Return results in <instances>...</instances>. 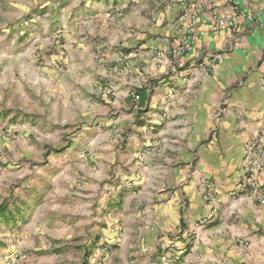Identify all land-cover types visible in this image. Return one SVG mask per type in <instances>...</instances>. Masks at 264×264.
<instances>
[{
	"label": "rangeland",
	"instance_id": "1",
	"mask_svg": "<svg viewBox=\"0 0 264 264\" xmlns=\"http://www.w3.org/2000/svg\"><path fill=\"white\" fill-rule=\"evenodd\" d=\"M169 3L0 0V264H118L123 234L157 226L124 177L145 162L133 101L158 86L146 45Z\"/></svg>",
	"mask_w": 264,
	"mask_h": 264
},
{
	"label": "crops",
	"instance_id": "2",
	"mask_svg": "<svg viewBox=\"0 0 264 264\" xmlns=\"http://www.w3.org/2000/svg\"><path fill=\"white\" fill-rule=\"evenodd\" d=\"M190 3L202 7L189 50L173 53L188 35L176 25L180 0H171L159 22L167 18V29L146 45L158 86L145 108L139 96L133 101L144 111L134 114L132 141L145 162L124 178L149 190L157 226L144 232L139 220L131 243L123 234L118 264H264V0ZM249 11L254 19L241 25L238 46L236 36L205 27L224 12ZM110 232L109 245L119 236Z\"/></svg>",
	"mask_w": 264,
	"mask_h": 264
},
{
	"label": "built area",
	"instance_id": "3",
	"mask_svg": "<svg viewBox=\"0 0 264 264\" xmlns=\"http://www.w3.org/2000/svg\"><path fill=\"white\" fill-rule=\"evenodd\" d=\"M191 0H180V9L178 13V18L176 25L179 27L185 26L186 31L188 32L187 38L182 41L178 46H175L173 49V53L179 55L183 52L189 50L192 45L197 40L198 33H196V26L198 24V18L196 16L197 9L199 10L202 6L198 4L195 9L191 6ZM197 8V9H196ZM254 19V15L252 11L242 14H236L235 12H224L219 15V18L216 22L211 24H205V27L213 34H220L223 31L230 33L236 36V40L234 42L235 46H238L240 40L237 38V34L241 29V25L246 21H252ZM136 99H139L136 97ZM264 156L260 158L259 170L264 168ZM261 203L264 204V199H261Z\"/></svg>",
	"mask_w": 264,
	"mask_h": 264
},
{
	"label": "trees",
	"instance_id": "4",
	"mask_svg": "<svg viewBox=\"0 0 264 264\" xmlns=\"http://www.w3.org/2000/svg\"><path fill=\"white\" fill-rule=\"evenodd\" d=\"M136 94L139 96L140 98V108H145L149 99V94H148V89L147 88H140V89H136L135 90ZM140 110L141 113L143 112V110ZM0 211H3V209L0 208Z\"/></svg>",
	"mask_w": 264,
	"mask_h": 264
}]
</instances>
